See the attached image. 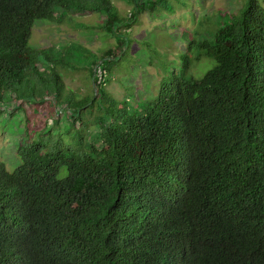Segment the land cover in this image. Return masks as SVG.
Segmentation results:
<instances>
[{
  "label": "trees",
  "instance_id": "1",
  "mask_svg": "<svg viewBox=\"0 0 264 264\" xmlns=\"http://www.w3.org/2000/svg\"><path fill=\"white\" fill-rule=\"evenodd\" d=\"M68 11L105 12L122 45L135 19L112 0H0V110L45 100L67 124L26 129L19 164L0 160V264H264V6L248 0L195 57L189 43L179 74L132 107L97 74L124 45L93 56L95 91L77 98L58 67L81 48L30 44L36 21Z\"/></svg>",
  "mask_w": 264,
  "mask_h": 264
},
{
  "label": "rangeland",
  "instance_id": "2",
  "mask_svg": "<svg viewBox=\"0 0 264 264\" xmlns=\"http://www.w3.org/2000/svg\"><path fill=\"white\" fill-rule=\"evenodd\" d=\"M121 18H128L135 12V19L128 26H122L125 33L123 45L117 36L107 31L105 12H77L69 14L61 21L38 20L32 30L30 44L36 48H60L69 45L77 49L71 59V66H59L62 73L64 94H75L77 98L91 96L95 91L90 69L93 56H103L114 47L119 52L107 72L106 90L117 100L127 99L130 106L145 99L154 98L163 80L179 74L182 68V54L189 43L195 57L199 49L196 43L213 39L220 26L231 21L248 0H154L147 2L145 9H136L134 0H112ZM139 1V0H137ZM264 6V0H257ZM123 20V19H122ZM122 25V24H121ZM80 46V47H79ZM123 46V47H122ZM85 48V50L83 49ZM74 51V49H73ZM75 52V51H74ZM215 64L209 57L192 63L190 73L202 77ZM88 121L87 132H96L99 127L98 107L89 112L85 108ZM45 100H28L19 110H0V160H4L9 170L19 164L17 148L24 141V132L29 129L31 136L43 133L48 128L65 134L64 121L52 120ZM90 138H88L89 140Z\"/></svg>",
  "mask_w": 264,
  "mask_h": 264
},
{
  "label": "built area",
  "instance_id": "3",
  "mask_svg": "<svg viewBox=\"0 0 264 264\" xmlns=\"http://www.w3.org/2000/svg\"><path fill=\"white\" fill-rule=\"evenodd\" d=\"M97 74L99 81H102L105 77H107V72L105 70H102L101 68H98Z\"/></svg>",
  "mask_w": 264,
  "mask_h": 264
}]
</instances>
